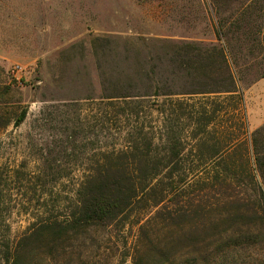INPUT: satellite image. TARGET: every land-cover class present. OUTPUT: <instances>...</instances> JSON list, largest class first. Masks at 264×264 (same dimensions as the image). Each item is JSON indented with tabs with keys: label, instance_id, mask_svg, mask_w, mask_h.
Listing matches in <instances>:
<instances>
[{
	"label": "trees",
	"instance_id": "16d2710c",
	"mask_svg": "<svg viewBox=\"0 0 264 264\" xmlns=\"http://www.w3.org/2000/svg\"><path fill=\"white\" fill-rule=\"evenodd\" d=\"M214 2L220 43L177 46L191 87L174 89L167 77L159 84L145 76L146 68L141 87H105L99 104L107 101L105 112L115 123L128 122L120 130L124 144L99 148L81 167L71 202L59 205L64 217L51 208L32 213L23 236L7 245L10 264H59L74 255L77 242L85 244L99 229L124 227L134 212L139 227L128 253L132 264H227L239 248L264 246V125L252 133L250 145L228 131L247 132L243 90L230 60L241 73L240 61L264 65V0H239L234 8ZM263 77L264 71L256 78ZM14 85L10 80L0 87V132L27 116L26 108L9 101ZM152 97L157 99L149 110L145 102ZM234 116L240 124L229 123ZM224 117L225 132L216 140L208 134ZM187 127L197 140L195 152L181 139ZM246 180L252 193L240 189ZM78 248L79 258L91 249Z\"/></svg>",
	"mask_w": 264,
	"mask_h": 264
},
{
	"label": "rangeland",
	"instance_id": "374dc122",
	"mask_svg": "<svg viewBox=\"0 0 264 264\" xmlns=\"http://www.w3.org/2000/svg\"><path fill=\"white\" fill-rule=\"evenodd\" d=\"M214 1L0 0V87L13 81L9 101L27 109L18 127L0 132V264H10L7 245L23 236L32 213L51 208L54 216L64 217L59 205L71 202L80 169L91 163L96 150L124 144L120 130L128 122L115 123L105 112L111 108L107 101L99 104L105 87H141L142 68L159 84L169 78L174 89L191 87L180 69L177 46L220 43ZM219 1L234 8L239 0ZM240 62L242 73L230 60L243 90L247 132L238 127L228 131L250 145L252 133L264 125H258L264 118V91L257 84L262 78H256L264 65ZM155 99L145 102L149 110ZM234 118L229 123L240 124ZM147 119L153 118L147 114ZM224 121L219 118L208 135L219 140ZM181 139L186 150L195 152L191 128L181 131ZM251 163L256 166L254 155ZM240 189L252 193L253 184L246 180ZM136 213L124 227L99 229L85 244L77 242L74 255L59 264H132L128 253L138 233ZM81 245L91 249L79 258ZM262 253L264 246L239 248L226 262L260 264Z\"/></svg>",
	"mask_w": 264,
	"mask_h": 264
},
{
	"label": "crops",
	"instance_id": "0c3cea01",
	"mask_svg": "<svg viewBox=\"0 0 264 264\" xmlns=\"http://www.w3.org/2000/svg\"><path fill=\"white\" fill-rule=\"evenodd\" d=\"M258 86H261L263 91H264V78H262L258 83ZM264 121V118L259 122L260 124L258 125H261V123Z\"/></svg>",
	"mask_w": 264,
	"mask_h": 264
}]
</instances>
